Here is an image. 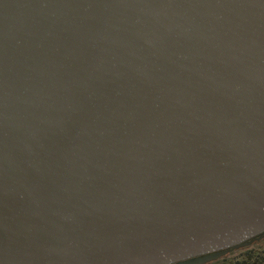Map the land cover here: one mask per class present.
<instances>
[{
	"label": "water",
	"instance_id": "95a60500",
	"mask_svg": "<svg viewBox=\"0 0 264 264\" xmlns=\"http://www.w3.org/2000/svg\"><path fill=\"white\" fill-rule=\"evenodd\" d=\"M262 230L264 0H0V264Z\"/></svg>",
	"mask_w": 264,
	"mask_h": 264
},
{
	"label": "flooded vegetation",
	"instance_id": "af4514ba",
	"mask_svg": "<svg viewBox=\"0 0 264 264\" xmlns=\"http://www.w3.org/2000/svg\"><path fill=\"white\" fill-rule=\"evenodd\" d=\"M165 264H264V230L236 243Z\"/></svg>",
	"mask_w": 264,
	"mask_h": 264
}]
</instances>
